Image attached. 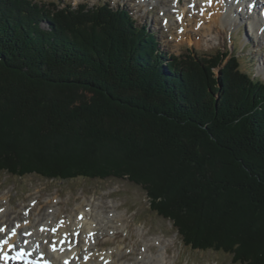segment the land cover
<instances>
[{"label":"trees","instance_id":"obj_1","mask_svg":"<svg viewBox=\"0 0 264 264\" xmlns=\"http://www.w3.org/2000/svg\"><path fill=\"white\" fill-rule=\"evenodd\" d=\"M62 1L0 0V172L126 178L190 249L264 264V81L237 49L162 66L120 5Z\"/></svg>","mask_w":264,"mask_h":264},{"label":"rangeland","instance_id":"obj_2","mask_svg":"<svg viewBox=\"0 0 264 264\" xmlns=\"http://www.w3.org/2000/svg\"><path fill=\"white\" fill-rule=\"evenodd\" d=\"M99 1L103 0H68L72 6L78 3L91 6ZM105 1L114 7H123L133 17L137 28L144 27L155 35L157 47L163 54L162 66L166 67L170 56L186 54V49L205 57L219 51L237 49L236 56L241 58V69L264 81V71L261 69L264 63V41L259 43L247 21L239 20L235 25L223 18L220 23L209 26L208 22L200 20L194 27L186 26L184 29L180 26L181 21L175 18L172 23L167 15L172 14V7L187 9L190 0H180L176 6L172 4L173 0ZM56 2L61 7L66 3L62 0ZM42 27L46 28L44 24ZM222 67L223 64L212 70L216 79L220 77ZM89 203L95 204L105 214H110L112 210L122 214L125 228L119 229L114 236H100L99 248L110 250L123 246L120 260L126 264H136L143 250L147 254H157L161 252V247L165 248L168 264H234L227 254L211 249L198 251L186 246L173 223L152 212L145 192L126 178L53 181L35 175L13 177L0 172V214L3 218L0 225L3 222L13 226L24 224L29 211L31 221L37 226L54 209L61 212L58 218H66L77 205L86 206Z\"/></svg>","mask_w":264,"mask_h":264},{"label":"bare ground","instance_id":"obj_3","mask_svg":"<svg viewBox=\"0 0 264 264\" xmlns=\"http://www.w3.org/2000/svg\"><path fill=\"white\" fill-rule=\"evenodd\" d=\"M144 1V0H143ZM180 0H173L174 6ZM190 0L187 9L172 7V14H168L170 22L173 19L181 21L182 28L194 27L200 20L208 22L209 26L220 23L223 18L235 25L239 20L247 21L256 35L259 43L264 41V23L260 22L264 16V0ZM189 10V12H188ZM264 71V63H262ZM133 163V162H132ZM59 209L49 212L41 224L35 225L27 212L26 222L13 226L1 223L0 240H3L13 230L15 235L9 243L18 249H23L27 255L23 260L14 259L16 252H12L13 259H0V264H30L27 259L38 260L39 264H126L120 260L123 255L121 246L110 250H100L99 237L105 234L114 236L119 229H124L122 214L112 210L110 214L99 211L95 204L77 205L72 214L66 218L60 217ZM0 214V221H2ZM111 228V229H110ZM30 234V235H29ZM157 242V241H154ZM160 245V244H159ZM147 247V243L145 244ZM105 248V247H104ZM157 254L141 253L136 264H168L165 248L161 247ZM7 250V246L5 248Z\"/></svg>","mask_w":264,"mask_h":264},{"label":"snow or ice","instance_id":"obj_4","mask_svg":"<svg viewBox=\"0 0 264 264\" xmlns=\"http://www.w3.org/2000/svg\"><path fill=\"white\" fill-rule=\"evenodd\" d=\"M4 231H6V229L0 228V232H4ZM15 234H16L15 230H13L3 240H0V256L5 258L6 260L13 259V257H11L9 254L12 253V252H16L17 255H16V257L14 259L22 261L23 257L25 255H27V253H25L23 249H18L15 245H12V244L9 243V240ZM5 245H7V253H5V251H4Z\"/></svg>","mask_w":264,"mask_h":264}]
</instances>
